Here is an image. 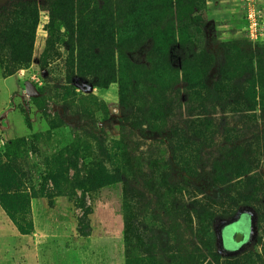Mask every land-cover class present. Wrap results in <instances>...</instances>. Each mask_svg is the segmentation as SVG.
<instances>
[{"label": "rangeland", "instance_id": "obj_1", "mask_svg": "<svg viewBox=\"0 0 264 264\" xmlns=\"http://www.w3.org/2000/svg\"><path fill=\"white\" fill-rule=\"evenodd\" d=\"M30 1L31 41L0 17V264H264V0Z\"/></svg>", "mask_w": 264, "mask_h": 264}, {"label": "trees", "instance_id": "obj_2", "mask_svg": "<svg viewBox=\"0 0 264 264\" xmlns=\"http://www.w3.org/2000/svg\"><path fill=\"white\" fill-rule=\"evenodd\" d=\"M36 2L27 1V0H11L6 5L0 7V17L1 16H10L15 15V18L13 21H15V26H13V34L16 37L24 36V32L29 31L30 36H28V40L31 41V38H33V34H35V30L38 25V18H37V9H36ZM9 14V15H7ZM17 28V29H16ZM160 45L162 48L166 50V54L170 55V51L173 47L178 46V43L168 37H164L160 39ZM15 51L16 46L14 47ZM259 71H261L260 76H264L262 74V66H260ZM264 92V88H262ZM253 107V106H252ZM251 111V110H250ZM2 198V195L0 194V199ZM125 242L127 245H130L129 240V230L131 228V221L128 214H125Z\"/></svg>", "mask_w": 264, "mask_h": 264}, {"label": "flooded vegetation", "instance_id": "obj_3", "mask_svg": "<svg viewBox=\"0 0 264 264\" xmlns=\"http://www.w3.org/2000/svg\"><path fill=\"white\" fill-rule=\"evenodd\" d=\"M254 213V212H253ZM243 215H246V218H247V227L244 231V233H240L238 232L237 235H238V238H237V241L234 245H232V247H229V246H226V242H225V234H224V228L227 226V225H219L220 226V234H221V252L227 256H236V255H239L240 253H242L251 243H253L254 240H251V237L253 236L254 239L256 237V228L253 230L252 229V224H251V220H252V217L250 214H243ZM242 215V216H243ZM255 218V222H256V215L254 213V216ZM230 225V224H229ZM248 237L249 241L247 243H244L245 241V238Z\"/></svg>", "mask_w": 264, "mask_h": 264}, {"label": "water", "instance_id": "obj_4", "mask_svg": "<svg viewBox=\"0 0 264 264\" xmlns=\"http://www.w3.org/2000/svg\"><path fill=\"white\" fill-rule=\"evenodd\" d=\"M9 1H11V0H0V7L6 5ZM26 90H27V93H29L30 95L37 96V92L35 91V89L33 88V86L31 84L28 83L26 85ZM243 214H250L251 215V217H252L251 224H252V229L254 230L255 229V218L253 217L254 213L248 209L240 210L233 219L221 222L220 225L224 226V225L232 224L235 221H237ZM216 233L218 236V245L221 249V240L222 239H221V234H220V226H218L216 228ZM251 240H254L253 236L251 237Z\"/></svg>", "mask_w": 264, "mask_h": 264}]
</instances>
